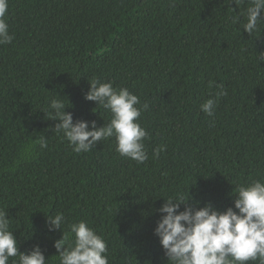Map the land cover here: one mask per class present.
Masks as SVG:
<instances>
[{"label":"trees","instance_id":"1","mask_svg":"<svg viewBox=\"0 0 264 264\" xmlns=\"http://www.w3.org/2000/svg\"><path fill=\"white\" fill-rule=\"evenodd\" d=\"M248 6L8 0L13 40L0 45V208L19 251L38 244L46 264H59L53 241L62 230L49 232L46 216L62 212L65 230L84 220L106 241L108 264H168L153 233L159 197L189 195L197 207L211 202L224 210L237 186L264 180V31L248 36L241 27ZM92 80L148 104L139 118L148 132L142 164L121 157L114 138L78 154L52 131L58 121L41 109L53 98L69 101L74 121L111 119L84 98ZM220 87L226 95L208 116L200 105ZM160 145L166 150L154 158Z\"/></svg>","mask_w":264,"mask_h":264},{"label":"clouds","instance_id":"2","mask_svg":"<svg viewBox=\"0 0 264 264\" xmlns=\"http://www.w3.org/2000/svg\"><path fill=\"white\" fill-rule=\"evenodd\" d=\"M238 0H229L230 3ZM244 13L246 22L241 26L248 36L261 33L260 22L264 21V0H248ZM8 0H0V45L10 44L13 35L6 21ZM234 22L238 18H233ZM264 53V52H262ZM264 61V55L258 57ZM89 82V81H88ZM84 98L95 102L111 113V119L101 126L96 121L73 120L69 101L53 98L47 109H41L48 119L58 121L52 131L62 134L72 151L87 153L98 142L114 138L116 151L121 157L142 164L148 159L145 139L148 132L139 123L142 110L148 104H141L140 98L127 88H114L112 83L92 80ZM219 87V86H218ZM61 96L60 94H58ZM226 95L223 88L214 97L206 99L200 108L212 116L217 98ZM36 143L41 149L47 147V138L38 135ZM31 147L27 151H31ZM166 150L160 145L153 150V157L159 158ZM232 205L219 210L211 202L197 207L199 201L189 203L191 197L167 196L157 211L161 215L155 223L153 233L159 238L168 264H264V180L254 179L236 187ZM183 205V210H180ZM49 232L62 230L59 239L53 241L59 257V264H108L106 241L84 220L71 223L65 230L64 214L47 215ZM46 264L47 260L38 244L27 252L18 250L17 239L10 228L7 211L0 208V264Z\"/></svg>","mask_w":264,"mask_h":264}]
</instances>
